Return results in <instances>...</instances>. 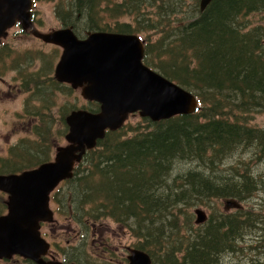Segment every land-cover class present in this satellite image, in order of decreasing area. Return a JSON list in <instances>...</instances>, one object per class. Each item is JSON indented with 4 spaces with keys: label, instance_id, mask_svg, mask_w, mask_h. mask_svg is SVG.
<instances>
[{
    "label": "trees",
    "instance_id": "16d2710c",
    "mask_svg": "<svg viewBox=\"0 0 264 264\" xmlns=\"http://www.w3.org/2000/svg\"><path fill=\"white\" fill-rule=\"evenodd\" d=\"M55 12L62 25L72 27L79 36L94 31L159 34L155 42L142 37L145 64L199 101L193 113L159 121L142 117L144 123L137 126L126 122L117 130L106 131L75 165L73 175L56 189V213L77 226L74 229L84 241L90 237V247L108 253L106 235L94 229L106 217L123 226L134 218L137 227H129L138 238L135 248L148 253L152 264H225L224 255L239 250L240 241L254 226L252 215L242 206L235 207L238 209L232 213L216 215L213 211L204 224L196 225L190 214L181 224L180 211L185 206L208 208L214 197L240 202L254 190L248 181L234 182L213 171L237 146L256 141L264 154V130L240 123L243 114L258 105L254 102L264 110V25L246 30L244 22L249 14L264 15V0H212L204 10L201 0H55ZM9 51L0 52V61L11 55ZM154 54L158 60L167 56L168 62L154 63ZM14 61L18 65V58ZM43 68L34 76L25 68L18 72L22 90L31 92L24 109L32 101L30 94L41 101L29 110L39 124L31 128L34 139H24L14 148L17 152L22 147L18 153L22 160L0 158V174L47 162L54 155L52 147L60 145L54 146L46 138L53 129L47 126L49 112L44 108L52 100L45 80L39 78ZM56 80L49 77L47 81L60 88ZM92 105L89 110H99L97 102ZM43 135V143L37 141ZM182 162L196 163L198 168L173 177L176 164ZM55 243L59 245L57 240ZM60 249L67 262L91 264L83 261L86 255L76 257L68 248Z\"/></svg>",
    "mask_w": 264,
    "mask_h": 264
},
{
    "label": "water",
    "instance_id": "95a60500",
    "mask_svg": "<svg viewBox=\"0 0 264 264\" xmlns=\"http://www.w3.org/2000/svg\"><path fill=\"white\" fill-rule=\"evenodd\" d=\"M212 0H201V10ZM33 0H0V40L18 21L24 29L62 48L55 76L82 96L100 103V111L73 110L66 118V145L56 148L53 160L21 173L0 174V191L8 194L7 213L0 215V259L13 255L37 264L46 261L50 244L41 236V222H51V193L73 169L87 150L94 148L107 130L123 126L130 113L139 111L153 121L197 110L193 93L164 77L143 62L145 48L136 34L94 31L79 37L71 27L42 32L32 22ZM229 206L239 207L236 200ZM197 224L207 220L202 208L195 210ZM129 264H152L150 256L131 249ZM77 264V263H70Z\"/></svg>",
    "mask_w": 264,
    "mask_h": 264
},
{
    "label": "rangeland",
    "instance_id": "374dc122",
    "mask_svg": "<svg viewBox=\"0 0 264 264\" xmlns=\"http://www.w3.org/2000/svg\"><path fill=\"white\" fill-rule=\"evenodd\" d=\"M189 2H192V0H186V3ZM32 13H35L34 20L37 27L44 32L65 27L56 15L55 0H39L35 2ZM244 22L247 24L246 30L264 25V15L262 12L249 14L244 18ZM20 29L21 28L17 25L11 27L8 29L7 35L4 36L0 42V52L3 50H10L9 52L11 53L8 58L0 61V158L4 161L8 160V162L14 159L18 161L22 160V157L18 155L22 147H20L17 152L14 148L24 142V139H34L35 136L33 132L31 133V128L34 123L39 124L37 119L31 117L29 110H31L35 104H40V99L34 98L30 94L28 99L32 98V101H30L28 109H24V100L31 92L30 90H22L23 82L18 75L21 69L25 68L26 73L30 76H34L33 74L39 68L44 67L42 76L39 78L45 80L44 87L47 88L52 100L50 106L45 107L44 111L49 112V123L47 126L50 128L51 125L53 129V132H50L46 138L49 142L54 141V146L57 144H66L65 136L68 132V126L65 122L66 115L73 110L89 109L94 106L92 105V101L82 96L80 88L74 89L69 84L58 82L57 80L60 88L48 83L47 80L49 77H55V68L60 60L62 48L44 42L42 39L32 36L27 31L21 33ZM139 35L147 39V41L150 39L151 42H155L157 38H159V34L149 32H142ZM85 36L86 35H80L82 38ZM15 57L18 58V65L14 61ZM24 60L28 61L24 63ZM152 60L154 63L158 64L160 62H168V57L163 56L158 60L154 54ZM29 85L31 87L33 86L32 83H29ZM52 91H54V94H51ZM257 100L260 99L258 98ZM262 102L264 104V101ZM254 103L258 105H252L250 107V109H252H249L248 113L245 112L243 114L244 116L240 123H245V125L251 128L264 130V110L259 108V102ZM127 122L137 126L144 123V120H142L139 114H135L129 117ZM21 138L23 139L21 140ZM44 139L45 137L43 135L39 137L37 141L43 143ZM26 142L29 144V141ZM208 151L209 153L212 152L211 149ZM231 151L232 154L228 155L213 172L223 177L228 176L234 182L248 181L249 184L254 187V190L249 195H246L243 200H240V202L242 204V209L252 215L253 220L256 221L254 222V226L247 230L244 238L240 241V249L232 254L226 253L223 257V261L225 264H236L237 262L238 264H256V262H264V154L260 151L259 144L256 141L246 146L245 144L237 146ZM52 152H55V148L53 147ZM1 165H3V163L0 161V166ZM197 168L198 166L196 163L191 162L176 164L173 177L177 176L180 171H189ZM209 172L210 169H208L207 174H209ZM245 176L249 177V179L246 180ZM7 200L8 194L0 191V209L2 210V214L7 213ZM210 203L211 206L208 208L203 205H197L191 208L185 206L184 209L181 210L182 212L180 211L181 218H179V220L181 224L186 220V215L190 214L192 223L197 225L195 222V210L197 208L204 209L207 218L212 216L213 211H215L213 214L219 215L221 212L232 213L238 209L229 206L227 203V208H225V201L223 198L214 197L210 200ZM57 208L55 201L52 200L51 209L55 212L54 220L47 224V226L45 225L41 228V230L43 229V231L48 233L46 237L47 241L54 243V241L57 240L59 243V245L54 243L55 249L52 248L50 254L53 250H58L60 255L53 253L54 255L56 254L60 260H63L60 257L63 256V254L59 248H68V253H72L76 257H79V255H86L83 261L91 262V264H128L126 260L128 248L135 249L134 247L138 240L129 227H137L134 218L126 220L125 226H123L118 224L113 218L106 217L103 219V223L94 229L98 234L102 232V235H106L105 243L111 250V252L108 253L106 250L102 251L103 249L101 250L98 246H94L93 248L90 247L89 243L87 244V242L91 240L90 237L85 240V245L84 240H82V235L78 234L74 229V227H78L75 225L72 226L70 220H67L63 214H57ZM166 221L168 222V218ZM180 230H184V228L182 227ZM59 234H62V236ZM79 242V247H76ZM49 257L48 259L52 261L55 260V258L50 255ZM0 264L31 263L26 262L23 257L15 256L10 259H1Z\"/></svg>",
    "mask_w": 264,
    "mask_h": 264
},
{
    "label": "bare ground",
    "instance_id": "6f19581e",
    "mask_svg": "<svg viewBox=\"0 0 264 264\" xmlns=\"http://www.w3.org/2000/svg\"><path fill=\"white\" fill-rule=\"evenodd\" d=\"M257 155H258V154H257ZM259 157H260V156H259ZM52 211H53V217H54V213H55V212H54V210H52ZM130 222H131V221H130ZM237 240H238V239H237Z\"/></svg>",
    "mask_w": 264,
    "mask_h": 264
}]
</instances>
